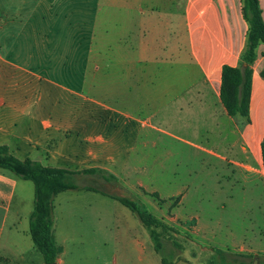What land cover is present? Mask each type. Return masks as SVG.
Returning a JSON list of instances; mask_svg holds the SVG:
<instances>
[{"label": "crops", "instance_id": "1", "mask_svg": "<svg viewBox=\"0 0 264 264\" xmlns=\"http://www.w3.org/2000/svg\"><path fill=\"white\" fill-rule=\"evenodd\" d=\"M258 2L264 22V0ZM241 6V0H0V146L19 160L98 168L130 191L150 192L136 180L134 164L150 160L145 148L168 137L213 177V185L164 197L178 198L176 209L190 204L192 238L212 254L264 264L263 43L250 65L248 115L229 116L220 100L222 67H238L246 43ZM80 175L88 174L73 178ZM33 201L32 182L0 169V264H45L29 234ZM126 209L94 191L57 194L55 263L163 264ZM173 215L170 224L183 220Z\"/></svg>", "mask_w": 264, "mask_h": 264}, {"label": "trees", "instance_id": "2", "mask_svg": "<svg viewBox=\"0 0 264 264\" xmlns=\"http://www.w3.org/2000/svg\"><path fill=\"white\" fill-rule=\"evenodd\" d=\"M242 16L248 24L246 43L240 56L238 67L224 65L222 67V83L220 100L229 116L246 117L249 111L251 69L250 65L256 56L258 44H264V22L258 0H241ZM264 78V68L261 71ZM262 161L264 168V138L261 143ZM0 169L12 173L14 176L30 181L33 184V210L29 216V234L45 264L56 261L60 248L56 245L52 233L53 200L54 197L66 190H86L98 192L119 202L133 213L148 231L154 251L161 255L162 240L169 239L175 247L180 245L170 235L174 228L149 212L141 204L127 197L110 195L91 186H78L72 182L76 174H101L104 179H112V175H105L101 169L90 168L80 171H71L65 168L43 166L30 159L19 160L11 155L6 146H0ZM159 202L157 194H152ZM219 264H247L250 257L237 253L215 250ZM163 264H171L161 256ZM209 264H214L210 262Z\"/></svg>", "mask_w": 264, "mask_h": 264}, {"label": "rangeland", "instance_id": "3", "mask_svg": "<svg viewBox=\"0 0 264 264\" xmlns=\"http://www.w3.org/2000/svg\"><path fill=\"white\" fill-rule=\"evenodd\" d=\"M168 130L180 134L174 128ZM145 152L149 153L150 160L135 163L134 173L136 180H140L145 185L144 188L150 192H146L143 188L130 191L117 178L114 180L104 179L101 174L76 176L72 178V182L78 186H94L108 194L130 198L144 206L158 218L160 214L158 209L162 210L164 216L168 217L166 220L168 222L165 223L177 231V233L169 232L170 235L181 247H175L171 240L163 239L162 244L165 245V248L162 249L159 257H164L166 261L170 262V260L175 259L186 261L189 264H208L210 262L219 264L215 252L212 254L201 247L198 244L199 241L193 239L187 231L192 223L191 220H186V217L192 212L190 204H183L179 209H176L178 198L170 200L164 198L185 187L198 184L213 185V177L208 176L206 171L205 173L201 172L198 163L192 162L187 147H181L168 137H164L160 145L146 147ZM105 175L108 176V174ZM153 191L157 193L159 199L163 200L162 198H164L163 202H159L157 198L152 196ZM163 203H166L164 207ZM126 211L128 210L126 209ZM173 211L183 217V220L178 219L174 225L170 224L169 220L170 217H174ZM246 262L247 264H253L255 259L250 258Z\"/></svg>", "mask_w": 264, "mask_h": 264}, {"label": "water", "instance_id": "4", "mask_svg": "<svg viewBox=\"0 0 264 264\" xmlns=\"http://www.w3.org/2000/svg\"><path fill=\"white\" fill-rule=\"evenodd\" d=\"M50 264H56V263H55V262H53V263H50ZM253 264H256V263L254 262Z\"/></svg>", "mask_w": 264, "mask_h": 264}]
</instances>
